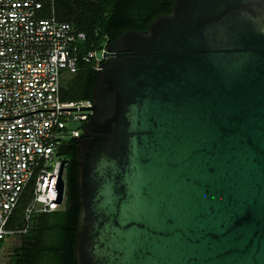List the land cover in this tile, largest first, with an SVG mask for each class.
Listing matches in <instances>:
<instances>
[{"label": "water", "instance_id": "obj_1", "mask_svg": "<svg viewBox=\"0 0 264 264\" xmlns=\"http://www.w3.org/2000/svg\"><path fill=\"white\" fill-rule=\"evenodd\" d=\"M102 55L75 264H264V0H174Z\"/></svg>", "mask_w": 264, "mask_h": 264}, {"label": "built area", "instance_id": "obj_2", "mask_svg": "<svg viewBox=\"0 0 264 264\" xmlns=\"http://www.w3.org/2000/svg\"><path fill=\"white\" fill-rule=\"evenodd\" d=\"M45 2L53 9V0H0V239L12 232L8 219L31 180L27 219L62 207L57 183L64 156L57 147L82 133L91 99L64 100L60 86L83 64L97 70L104 61L106 46L85 49V33L43 15Z\"/></svg>", "mask_w": 264, "mask_h": 264}, {"label": "trees", "instance_id": "obj_3", "mask_svg": "<svg viewBox=\"0 0 264 264\" xmlns=\"http://www.w3.org/2000/svg\"><path fill=\"white\" fill-rule=\"evenodd\" d=\"M173 1L53 0V9L49 3H44L43 15L53 14L59 20L71 22L85 33L84 48L98 49L124 30L145 29L154 17L169 13ZM96 76V70L90 64H83L63 79L61 98L91 99ZM57 149L68 158L64 169V204L52 211L32 212L27 219L25 208L31 199V180L7 222L12 230L8 236L12 240L8 246L9 258L4 264H75L73 247L80 211L76 142L73 137L63 138ZM4 243L5 240L0 239V251Z\"/></svg>", "mask_w": 264, "mask_h": 264}, {"label": "rangeland", "instance_id": "obj_4", "mask_svg": "<svg viewBox=\"0 0 264 264\" xmlns=\"http://www.w3.org/2000/svg\"><path fill=\"white\" fill-rule=\"evenodd\" d=\"M75 125H77L75 122H68L67 123L68 128L73 127ZM64 195H65V190H64ZM63 204H64V202L62 203V206H63ZM4 240H5V243H4V245L0 251V264H4L9 258L10 249L8 246H9V243L11 242L12 238L7 235Z\"/></svg>", "mask_w": 264, "mask_h": 264}, {"label": "flooded vegetation", "instance_id": "obj_5", "mask_svg": "<svg viewBox=\"0 0 264 264\" xmlns=\"http://www.w3.org/2000/svg\"><path fill=\"white\" fill-rule=\"evenodd\" d=\"M83 135H84L83 133L79 134V136H83ZM64 158H67V157H64Z\"/></svg>", "mask_w": 264, "mask_h": 264}]
</instances>
